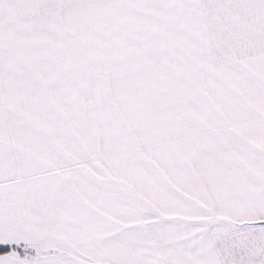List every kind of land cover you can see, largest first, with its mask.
I'll return each instance as SVG.
<instances>
[{"label": "snow or ice", "instance_id": "obj_1", "mask_svg": "<svg viewBox=\"0 0 264 264\" xmlns=\"http://www.w3.org/2000/svg\"><path fill=\"white\" fill-rule=\"evenodd\" d=\"M0 264H264V0H0Z\"/></svg>", "mask_w": 264, "mask_h": 264}]
</instances>
